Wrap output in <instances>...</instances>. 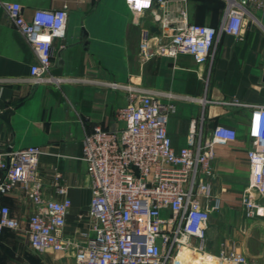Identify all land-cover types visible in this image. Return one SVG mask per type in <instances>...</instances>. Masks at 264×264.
<instances>
[{
  "label": "crops",
  "instance_id": "0c3cea01",
  "mask_svg": "<svg viewBox=\"0 0 264 264\" xmlns=\"http://www.w3.org/2000/svg\"><path fill=\"white\" fill-rule=\"evenodd\" d=\"M0 0V151L39 146L43 196L61 200L59 186L67 188L72 207L65 237L84 244L90 233L87 211L92 202L91 181L82 160L84 138L95 126L118 130L124 123L117 111L129 103V88L156 93L175 106L167 125L173 147L211 138L218 125L234 128V142L215 147L213 196L219 203L207 230V249L246 258V264H264V217L249 218L243 193L249 184L248 151L252 108L264 104V11L250 8L240 38L222 34L212 57L198 64L189 55L176 59L141 55L143 33H159L150 11L136 15L126 0H26L24 16L36 9L68 11L67 36L57 40L51 73L65 78L60 86L30 83L37 57L25 37L8 19ZM161 12L177 19L188 11L192 24L219 29L225 0H166ZM116 83L121 88L115 89ZM238 101L246 106L227 105ZM193 122L195 132L193 134ZM60 174L61 178L56 179ZM257 203L264 197L254 193ZM22 223L20 231L0 237V264H76L75 253L30 250L26 225L32 205L16 191L3 199Z\"/></svg>",
  "mask_w": 264,
  "mask_h": 264
},
{
  "label": "built area",
  "instance_id": "2783aa9c",
  "mask_svg": "<svg viewBox=\"0 0 264 264\" xmlns=\"http://www.w3.org/2000/svg\"><path fill=\"white\" fill-rule=\"evenodd\" d=\"M22 1L26 0L3 3V8L37 57L29 81L33 86H60L65 78L52 74L51 68L55 42L67 36L68 11L36 9L27 20ZM225 1L224 18L215 29L190 23L186 8L171 19L161 12L166 0H126L136 15L150 11L159 27L156 35L143 33L142 58L189 55L198 64L207 63L222 34L242 36L250 8L264 11V0ZM111 86L121 88L116 83ZM226 104L247 107L238 101ZM248 107L252 108L249 184L242 201L247 217L254 218L264 217V205L253 196L264 197V104ZM175 111L156 93L129 88V103L116 115L124 127L105 130L97 125L85 135L82 160L91 181L92 202L86 214L90 233H83L84 244L65 237L72 207L67 188L58 187L61 200L43 196L41 147L0 151V237L22 229L19 218L3 203L20 191L32 205L25 231L30 250L38 254L73 250L76 264H246V258L236 252L211 253L206 243L211 214L219 206L217 200L213 203L212 191L215 147L234 142L238 133L218 125L211 138L176 150L167 131Z\"/></svg>",
  "mask_w": 264,
  "mask_h": 264
}]
</instances>
